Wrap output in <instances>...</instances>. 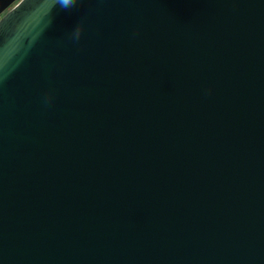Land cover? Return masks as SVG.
I'll use <instances>...</instances> for the list:
<instances>
[{
    "label": "water",
    "instance_id": "1",
    "mask_svg": "<svg viewBox=\"0 0 264 264\" xmlns=\"http://www.w3.org/2000/svg\"><path fill=\"white\" fill-rule=\"evenodd\" d=\"M0 14V264H264V0Z\"/></svg>",
    "mask_w": 264,
    "mask_h": 264
},
{
    "label": "clouds",
    "instance_id": "2",
    "mask_svg": "<svg viewBox=\"0 0 264 264\" xmlns=\"http://www.w3.org/2000/svg\"><path fill=\"white\" fill-rule=\"evenodd\" d=\"M78 0H52V7H55L57 4L60 5V7L64 10H68L71 8H74L77 4ZM85 28V22L84 20H81L78 26L75 27V29L72 31L70 38L74 42H79L81 39L83 32ZM52 93L50 92L47 97H45V103H50L52 99Z\"/></svg>",
    "mask_w": 264,
    "mask_h": 264
},
{
    "label": "flooded vegetation",
    "instance_id": "3",
    "mask_svg": "<svg viewBox=\"0 0 264 264\" xmlns=\"http://www.w3.org/2000/svg\"><path fill=\"white\" fill-rule=\"evenodd\" d=\"M14 3H15V1H14L10 6H12ZM10 6H9V7H10ZM9 7H8V8H9ZM2 13H3V12H2ZM2 13H1V14H2ZM1 14H0V15H1Z\"/></svg>",
    "mask_w": 264,
    "mask_h": 264
}]
</instances>
